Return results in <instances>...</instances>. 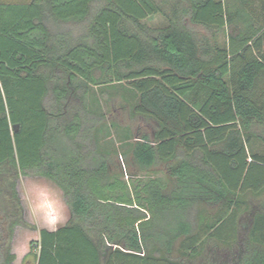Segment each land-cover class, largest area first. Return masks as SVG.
Returning a JSON list of instances; mask_svg holds the SVG:
<instances>
[{"label":"trees","instance_id":"16d2710c","mask_svg":"<svg viewBox=\"0 0 264 264\" xmlns=\"http://www.w3.org/2000/svg\"><path fill=\"white\" fill-rule=\"evenodd\" d=\"M116 96L125 126L103 109ZM253 141L264 150V0L0 3V264L35 229L20 176L52 181L70 212L22 264H264ZM206 239L222 244L209 260Z\"/></svg>","mask_w":264,"mask_h":264},{"label":"rangeland","instance_id":"374dc122","mask_svg":"<svg viewBox=\"0 0 264 264\" xmlns=\"http://www.w3.org/2000/svg\"><path fill=\"white\" fill-rule=\"evenodd\" d=\"M28 1L30 0H14L9 3H23ZM146 24L150 27L157 28L166 26L167 22L163 17L155 16L146 20ZM218 42L220 44L225 42L223 36L219 38ZM118 88L121 89V87ZM112 101L113 103L106 104L104 102L103 104V109L107 113L109 120L119 122L121 126L131 123L129 114L120 108L121 104L124 103L122 102V99L116 96L112 97ZM141 124L142 125H140V121L137 122V126H143L142 122ZM116 138L118 139L117 136ZM118 148L119 151L122 152L121 147L118 146ZM248 148L251 154L263 153L264 151L263 145L259 141L251 142ZM119 160L123 167L125 176L130 174V169L124 159L120 157ZM125 179L127 178L125 177ZM17 189L25 210V220L30 224V226L35 227L34 229L32 227L20 226L14 231L11 242V251L16 255V261L21 263L23 262V258L30 251L31 242H35L39 239L40 230L46 228L49 222L55 220H58V226L64 225L68 221L70 212L64 201L63 192L50 180L42 177L20 176ZM28 260V264H34L32 257H29Z\"/></svg>","mask_w":264,"mask_h":264},{"label":"crops","instance_id":"0c3cea01","mask_svg":"<svg viewBox=\"0 0 264 264\" xmlns=\"http://www.w3.org/2000/svg\"><path fill=\"white\" fill-rule=\"evenodd\" d=\"M14 0H0V3H8V2H13ZM219 1V0H218ZM221 1H223L224 3L225 2H227V1H229V2H232L233 0H221ZM69 217H70V215H69ZM68 220H69V218H68ZM55 221H57V222H55ZM55 221H52V222H49L48 223V226L46 227V228H43V229H46V230H48V231H56V230H58L59 228H61V227H63L64 225H61V226H58V224H59V222H58V220H55ZM217 243L214 241V240H212V239H206V245H205V247H206V250L204 251V254H205V256H206V259H208L209 260V257L211 256V257H213V256H218V254H219V252L217 251V252H215L214 250V246L216 245ZM217 245H220V246H222V244H220V243H218ZM17 260V259H16ZM23 261H24V258H23ZM23 262H21V263H18L17 261H15V264H22Z\"/></svg>","mask_w":264,"mask_h":264},{"label":"water","instance_id":"95a60500","mask_svg":"<svg viewBox=\"0 0 264 264\" xmlns=\"http://www.w3.org/2000/svg\"><path fill=\"white\" fill-rule=\"evenodd\" d=\"M18 127H19V126H18V125H16L14 128H15V129H18Z\"/></svg>","mask_w":264,"mask_h":264},{"label":"built area","instance_id":"2783aa9c","mask_svg":"<svg viewBox=\"0 0 264 264\" xmlns=\"http://www.w3.org/2000/svg\"><path fill=\"white\" fill-rule=\"evenodd\" d=\"M128 177H129V176H128V175H126V178H127V179H128Z\"/></svg>","mask_w":264,"mask_h":264}]
</instances>
